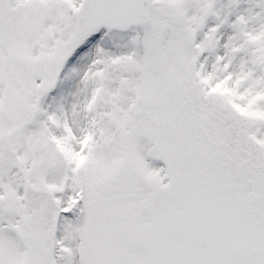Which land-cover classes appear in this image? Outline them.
<instances>
[{"label":"snow or ice","instance_id":"obj_1","mask_svg":"<svg viewBox=\"0 0 264 264\" xmlns=\"http://www.w3.org/2000/svg\"><path fill=\"white\" fill-rule=\"evenodd\" d=\"M0 264H264V0H0Z\"/></svg>","mask_w":264,"mask_h":264}]
</instances>
